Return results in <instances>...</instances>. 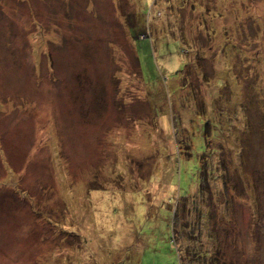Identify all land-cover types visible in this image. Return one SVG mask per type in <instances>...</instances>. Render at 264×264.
<instances>
[{
  "label": "rangeland",
  "instance_id": "374dc122",
  "mask_svg": "<svg viewBox=\"0 0 264 264\" xmlns=\"http://www.w3.org/2000/svg\"><path fill=\"white\" fill-rule=\"evenodd\" d=\"M216 237L264 264V0H0V264Z\"/></svg>",
  "mask_w": 264,
  "mask_h": 264
},
{
  "label": "trees",
  "instance_id": "16d2710c",
  "mask_svg": "<svg viewBox=\"0 0 264 264\" xmlns=\"http://www.w3.org/2000/svg\"><path fill=\"white\" fill-rule=\"evenodd\" d=\"M175 213L176 211H174V214H173V221L175 218ZM185 213H186V210L184 207H182V211L180 215L178 214V219H183L185 217L184 216ZM220 242H222V240L221 239L219 240L217 237H216V240L212 242L211 241L203 242V244L209 243L210 246L212 247L211 250H206L205 248H202V249L198 248L197 247L198 242L192 243V245L196 243V246H193L191 249L187 248V254L191 255V257H185L183 259L180 257L178 264H196V263H192V261H197L199 264H224V262L220 258V255H221V250L219 247Z\"/></svg>",
  "mask_w": 264,
  "mask_h": 264
}]
</instances>
